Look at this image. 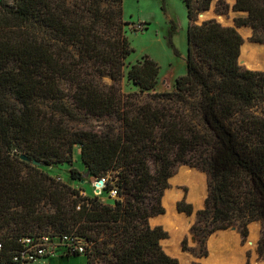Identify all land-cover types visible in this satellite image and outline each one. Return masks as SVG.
Returning a JSON list of instances; mask_svg holds the SVG:
<instances>
[{
  "label": "trees",
  "instance_id": "trees-1",
  "mask_svg": "<svg viewBox=\"0 0 264 264\" xmlns=\"http://www.w3.org/2000/svg\"><path fill=\"white\" fill-rule=\"evenodd\" d=\"M181 1L185 74L174 91L150 93L159 68L142 56L126 72L146 94L137 98L114 86L132 52L122 0H12L11 7L0 0L1 264H12L21 239L41 235L83 239L86 264H177L160 245L166 232L149 219L164 212L160 200L179 165L206 176L204 206L191 227L196 239L230 226L246 238L247 225L259 221L264 255V71L239 65L234 27L195 23L210 0ZM232 9L246 13L236 26L250 27L251 40L264 46V0H234ZM103 77L113 84H101ZM78 113L120 124L96 131L61 119ZM76 156L84 169L68 175L106 179L99 196L47 171ZM111 190L116 197L103 203ZM177 210L189 215L191 206L181 201Z\"/></svg>",
  "mask_w": 264,
  "mask_h": 264
},
{
  "label": "rangeland",
  "instance_id": "rangeland-1",
  "mask_svg": "<svg viewBox=\"0 0 264 264\" xmlns=\"http://www.w3.org/2000/svg\"><path fill=\"white\" fill-rule=\"evenodd\" d=\"M6 4L8 7H11L12 0H6ZM233 4L234 0H210L208 9L200 12L196 16L195 23L201 24L203 21L213 19L222 26L234 27L242 38V45H253L259 49L260 53L264 56V46L251 40L252 29L248 26H236L235 19L245 17L246 13L234 11L232 9ZM121 9L123 34L132 48V52L124 61V66L122 68L123 76L118 82L114 83L115 88L124 96L133 95L137 98L146 96V94H140L137 87L127 79L126 72L129 66L140 61L142 56H148L156 62L159 68L157 84L150 93L174 91L175 79L185 74L184 60L186 58V29L188 23L185 5L181 0H122ZM172 27L175 28V31H173ZM238 63L248 68L244 63L240 62L239 59ZM255 70L264 71V66L261 69ZM100 83L106 86L113 84L107 77L100 79ZM62 87L64 92H69V88L66 84H63ZM63 103L70 108L72 107L70 100L67 98L63 100ZM58 117L60 116L58 115ZM61 119L68 127L73 129H92L96 131H105L110 127L117 129L120 124L110 117L96 118L84 115L83 113H78L76 119H69L67 117H61ZM69 168L79 172H82L84 169L83 164L76 156L71 165L60 164L53 170L47 169V171L53 176L60 177V183L79 191L82 195L91 196L94 194V179L88 177L86 178V182L72 179L68 175ZM187 177H189V179L196 178V183L199 184L192 200L188 199V192H190L191 186L186 183L185 179ZM167 183L168 187L163 191L160 200V205L164 210L162 214L166 213L162 204L163 197L167 190H176L181 194L180 198L174 203L176 210L177 203L181 201L191 206V213L189 215L177 210L178 213L186 216V221H189L186 228L187 231L183 233L178 240V254H183L185 258L184 264H205V260L211 255H226L235 250L240 254L241 264L264 263V255H261L258 250V241L262 234V225L259 221H253L247 225L248 235L246 238L241 236L237 226H230L226 229L213 232L203 243H200L196 239L191 231V227L195 223L196 212L201 210L204 206V200L207 194L206 176L203 172L188 165H179L175 168L173 175L168 179ZM113 200L114 199L106 195L101 198L103 203H112ZM162 214L151 217L149 219V224L152 227L160 226L166 232V238L160 241V245L167 255L176 259L177 264H180L179 258L172 255L169 244L166 243L170 238L169 232L163 225L151 221ZM219 234L225 235L227 242L225 245H221L217 248L211 245V241ZM86 262L87 257L79 255L73 257H58L52 263L51 261L49 263L86 264Z\"/></svg>",
  "mask_w": 264,
  "mask_h": 264
},
{
  "label": "bare ground",
  "instance_id": "bare-ground-1",
  "mask_svg": "<svg viewBox=\"0 0 264 264\" xmlns=\"http://www.w3.org/2000/svg\"><path fill=\"white\" fill-rule=\"evenodd\" d=\"M259 48H260V46H259ZM239 61L244 63L248 68H251L252 70L253 69H261L264 66V62H263L264 56L260 53L259 49H257L256 47H254L253 45H250V44H244L241 46V55L239 57ZM186 175H188V174H186ZM195 179L196 178L189 179V177H187L185 179L186 183L191 186V190H190V192H188L189 193L188 194L189 200H192V198L195 195V191L199 186V184L196 183L197 181ZM173 183H174V181H173ZM180 196H181V194L179 191L167 190L164 197H163V204H162L166 210V213L160 215L156 219H152L151 221L153 223H158V224L163 225L164 228L169 232L170 238L166 241V243L169 244V248L171 250L172 255H175L179 258L180 264H184L185 258L183 257V254L182 255L178 254V240H179L180 236L187 231L186 228H187L189 221H186V219H185L186 216L178 213L174 207L175 201L177 199H179ZM229 234H230V232H229ZM226 242H227L226 236L223 234H219L218 236L213 238V240L211 241V245L218 248L221 245H225ZM226 246H228V245H226ZM204 263L205 264H241V257H240L239 252L237 250H235V251H232L226 255H220V254L219 255H211L205 260Z\"/></svg>",
  "mask_w": 264,
  "mask_h": 264
},
{
  "label": "built area",
  "instance_id": "built-area-1",
  "mask_svg": "<svg viewBox=\"0 0 264 264\" xmlns=\"http://www.w3.org/2000/svg\"><path fill=\"white\" fill-rule=\"evenodd\" d=\"M105 182L106 179L104 178L94 179V195L99 196L101 194ZM109 196L115 198L116 191L111 190ZM20 244V249L11 258L12 264H49L52 259L59 255H72L74 253L83 255L87 247V243L83 239L73 235L25 237L20 240ZM1 248L0 245V251Z\"/></svg>",
  "mask_w": 264,
  "mask_h": 264
},
{
  "label": "water",
  "instance_id": "water-1",
  "mask_svg": "<svg viewBox=\"0 0 264 264\" xmlns=\"http://www.w3.org/2000/svg\"><path fill=\"white\" fill-rule=\"evenodd\" d=\"M253 70H255V69H253ZM21 159H22V160H26V157L21 156ZM34 163H35V162H34ZM81 182H83V181H81Z\"/></svg>",
  "mask_w": 264,
  "mask_h": 264
}]
</instances>
